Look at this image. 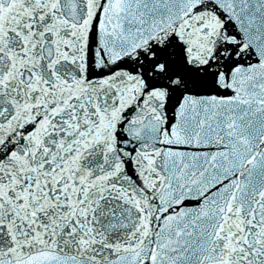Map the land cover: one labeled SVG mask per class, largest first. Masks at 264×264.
I'll list each match as a JSON object with an SVG mask.
<instances>
[{"label": "snow or ice", "instance_id": "snow-or-ice-1", "mask_svg": "<svg viewBox=\"0 0 264 264\" xmlns=\"http://www.w3.org/2000/svg\"><path fill=\"white\" fill-rule=\"evenodd\" d=\"M0 264H264V0H0Z\"/></svg>", "mask_w": 264, "mask_h": 264}]
</instances>
